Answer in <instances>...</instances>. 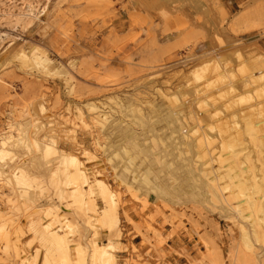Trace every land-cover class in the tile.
I'll use <instances>...</instances> for the list:
<instances>
[{"label": "rangeland", "instance_id": "rangeland-1", "mask_svg": "<svg viewBox=\"0 0 264 264\" xmlns=\"http://www.w3.org/2000/svg\"><path fill=\"white\" fill-rule=\"evenodd\" d=\"M43 1L0 0V138L38 143L14 147L24 181L0 170V264H99L93 248L149 264L118 256L120 209L142 245L153 234L154 264L181 231L186 264H264V0L233 13L215 0H47L39 14ZM212 54L233 77L210 92L211 75L192 72ZM60 153L95 166L109 196L86 171L77 187L92 200L74 203ZM144 191L159 207L134 221Z\"/></svg>", "mask_w": 264, "mask_h": 264}, {"label": "bare ground", "instance_id": "bare-ground-1", "mask_svg": "<svg viewBox=\"0 0 264 264\" xmlns=\"http://www.w3.org/2000/svg\"><path fill=\"white\" fill-rule=\"evenodd\" d=\"M34 5L33 4H24L23 8L26 9V11H28L27 13L33 15V17H34L33 19L39 20L40 17L38 18L39 15L36 14ZM46 7H47V0L43 1L42 8L38 13L39 14L45 13ZM208 58H209L208 62L204 63V65H202V67L196 68L195 70H193L192 73L194 74V77H196V78L211 75V78L209 79L210 81H207V84L205 86L206 91H210L212 89H215L218 86H219L218 88L221 89V86L222 85L224 86V84L227 83V81L233 77V74H226L227 73L226 67L230 64V61L228 59H221L220 60L219 59L220 57L215 55V54L209 55ZM218 59H219V61H217ZM210 92H212V91H210ZM223 92H225L226 94L224 93L225 94L224 95ZM223 92L222 93L219 92L220 94H217L216 96L220 99L221 98L225 99L226 98L225 96L230 94L232 91L230 90V92H228V90H227V92H226L224 90ZM212 95L214 96V94H212ZM263 96H264V94L261 93L256 98H262ZM214 99H212V100H214ZM209 100L212 102L211 99H209ZM210 101L209 102L205 101V104L206 105H207V103H208V105L211 104ZM213 102H215V101H213ZM174 103H177V101ZM225 103H226V101H225ZM174 105H177V104H174ZM226 105L228 107H230L233 105V102H231V101L227 102ZM260 112L263 115L264 108ZM254 114L257 115L258 112H253L251 115L253 116ZM219 129H221V128H219ZM214 130H216V128L207 129L203 133L204 138L202 136L201 140L204 142L207 141V139H205L207 137H205V136H208L209 133L211 131H214ZM224 130L225 129H221V132ZM23 139L20 136L18 138V143H15V142L11 141V136H6V137L0 138V170L2 171L3 175L9 181H11L13 184H18V182L24 181L23 172L19 169V167L16 165V162H15V159L18 157V155H16V153L14 152V147L20 144V145H23V149L30 150L31 148L38 146V143L36 142V140L28 134H26ZM55 147H54V150H55V152H57ZM67 159H68V162L66 163L65 161ZM59 161H60V164L62 165V169L66 172V176H68V177H66L67 181H70L74 185L73 192L71 194L74 203L79 204V206H82L86 201L89 202L92 200L91 195L84 193L82 191V188H80V186L77 187V184H78L77 181L82 179V177H84V176L86 177V175H87L86 171H89L92 174L94 181L96 183L100 184V186L102 187V192L104 194H106L107 196H109V191H108L107 185L104 181H101L98 179L97 171L95 170V168H96L95 166L88 167V168H86V171H82L81 166H80L81 161H80V159L76 153H68L67 155L60 153V160ZM6 164H9V168H10L9 172H6L4 170V166ZM129 164L130 163L126 164L127 170H129L131 167V166L130 167L128 166ZM44 230H47L48 234H51L53 236V232L51 231L50 228L45 227ZM53 238H54V236H53ZM102 257H106L104 252H101L99 249H96V248H93L91 250V258L92 259H98L100 261L99 264H112L109 261L106 262L105 259Z\"/></svg>", "mask_w": 264, "mask_h": 264}, {"label": "crops", "instance_id": "crops-1", "mask_svg": "<svg viewBox=\"0 0 264 264\" xmlns=\"http://www.w3.org/2000/svg\"><path fill=\"white\" fill-rule=\"evenodd\" d=\"M210 1V0H208ZM215 1H219L223 8L226 11H229L230 13H233L235 11H237V7L242 4V3H246L248 6H252L255 1L258 0H215ZM185 14L187 15H192L194 12H192V10H190L189 8L185 9ZM139 198H146L147 200V204L144 203H139L137 204L135 207L133 208H129L128 209V214L130 215V217L132 219H134V221H141L143 219H145L146 217L152 215L155 212V207L159 205L153 200V194H148L147 192L145 193H139L138 195ZM167 213V212H165ZM119 217H122V220L120 219V221L123 222V229H124V236L121 239V244L127 245L129 244L128 250H122L120 252H118V256L121 258H128V259H138L139 262H142L143 260L148 261L149 264H154L153 261V234L149 233L148 234V243L147 245L150 246L147 247L142 245L143 242V237L139 234H133L134 230L133 227L130 223L127 222L126 218L123 215V211L120 209L119 210ZM156 223H161L162 222V218L161 217H156L155 218ZM186 228L189 229L190 226H188L186 224ZM164 230L165 232H169L170 226L165 224L164 225ZM142 231V230H141ZM165 232L162 234V236L165 234ZM128 233H131V235H128ZM185 232L181 231L179 234H173L171 236H169L168 238H166L165 242L161 245V247L157 248V253L160 254V252L163 254V262L167 263H171V264H186V259L184 256L179 255L178 253L175 252V250L179 249L182 245L187 246L190 249V242H188V237L185 236ZM102 239L101 241H106L107 239V235L106 233L102 232L99 234L98 236V240ZM193 240L196 241L195 236H193ZM146 240V238H145ZM136 245L139 247V251L137 253H132V248L131 245ZM148 252V253H147ZM147 253V254H146ZM191 255L194 254V251H190ZM144 255V256H143ZM161 255V254H160ZM163 262H159V264H162Z\"/></svg>", "mask_w": 264, "mask_h": 264}]
</instances>
